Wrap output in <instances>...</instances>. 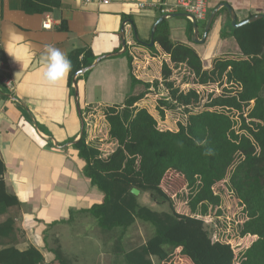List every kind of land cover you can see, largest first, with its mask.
<instances>
[{"label":"crops","instance_id":"0c3cea01","mask_svg":"<svg viewBox=\"0 0 264 264\" xmlns=\"http://www.w3.org/2000/svg\"><path fill=\"white\" fill-rule=\"evenodd\" d=\"M204 1L205 18L196 19L199 38L209 13L222 6L202 42L192 41L193 25L188 17L169 16L159 22L170 44H186L197 52L203 71L215 58L246 57L232 36L221 37V29L231 25L222 3L233 10L237 21L264 14V0ZM176 3L177 0H0V61L4 68L0 72V157L5 165L6 188L19 200V205L0 213V222L13 218L16 247H35L43 256L41 264H60L54 252L57 246L67 264H79L66 255L63 237L68 235L67 229L72 230V238L96 241L102 255L93 264L116 259L111 249L114 234L102 231L95 218L83 212L101 203L103 193L84 175L85 161L73 142L81 136L83 127L86 142L93 144L96 138L85 121L87 109L101 111L107 106L122 105L128 95L139 93L143 86L131 84L121 28L125 49L132 57V74L151 82L144 79L152 71L147 64L156 58L150 52L168 54L154 36V50L137 42L134 30L141 41L147 42L161 15L182 11ZM45 22L49 27L43 26ZM77 48L90 49L95 59L101 58L86 77L75 81L73 76L70 81L68 54ZM141 52L148 53L146 63L138 58ZM3 78L9 79L11 88ZM143 99L135 105L145 107L139 103ZM133 225L125 231L123 246L129 241Z\"/></svg>","mask_w":264,"mask_h":264},{"label":"trees","instance_id":"16d2710c","mask_svg":"<svg viewBox=\"0 0 264 264\" xmlns=\"http://www.w3.org/2000/svg\"><path fill=\"white\" fill-rule=\"evenodd\" d=\"M226 36L235 39L246 57H237L236 61L215 58L204 71L197 52L186 44H170L160 23L154 40L163 50H170L174 62L185 64L198 81H213L223 73L228 81L239 84L236 93L225 91L211 96L206 108L190 111L188 106L199 100V93L194 88L182 90L165 77L168 96L158 107L159 115L164 117L162 106H182L186 118L177 123L176 130L160 129L145 107L135 105L157 81L137 79L132 74V57L125 49L131 84H143L145 90L128 95L122 105L104 108L108 136L115 148L104 155L99 147L86 142L84 127L73 142L85 161L84 175L103 193L101 203L83 212L93 216L102 231L114 234L112 252L116 259L122 255L125 264H236V259L238 264H264V18L236 28L228 24L221 29V37ZM149 49L154 50V45ZM94 59L90 49L72 50L68 54L69 80L73 76L75 81L86 77L89 70L82 74L79 71ZM234 113L240 117L238 128L234 127ZM169 170L182 175L189 187L190 214L177 212L172 198L161 187ZM4 171L0 157V213L19 205L17 197L6 188ZM225 178L243 220L237 224L238 237L255 238L238 257L230 245L212 240L203 219L209 209L217 208V214L221 213V195L215 187ZM132 188L139 193L133 194ZM143 192H148L156 203L167 202L169 209L154 210L139 203L138 195ZM232 214L237 220V212ZM137 221L149 224L153 231L143 243L125 249V231ZM16 242L14 220L8 217L0 222V264L42 263L43 256L35 247L20 250ZM54 252L60 264H67L60 246Z\"/></svg>","mask_w":264,"mask_h":264},{"label":"rangeland","instance_id":"374dc122","mask_svg":"<svg viewBox=\"0 0 264 264\" xmlns=\"http://www.w3.org/2000/svg\"><path fill=\"white\" fill-rule=\"evenodd\" d=\"M163 51L168 55L163 54V52H150V54H153V56H155L156 58L154 60H151L149 62L150 64H147L148 69H152V71L147 76H144V79L146 81H157V85H153L152 87H150L147 90L143 101L139 102L140 105H144L146 109L154 114L155 118L157 119V126L160 129L174 130L177 127V123L179 121H185L186 118L185 108L182 106L171 108L162 106L166 108V111H164V113H166L167 115L163 118H160L158 114V107L161 106V101L164 100V97L168 96V92L164 84L165 80L163 78L166 77L168 80H172L174 82V85L180 89L188 90L194 86V89L199 91V100L193 105L188 106V109H190V111H200L206 108L205 103L211 96L213 97L222 94L225 91H231L230 93L234 94L239 89V84L235 81H228L223 73L217 75L213 81H198L195 75L186 65L174 62L173 53L171 54L170 50ZM147 54V52H141V55L138 56L139 60L146 63V58H148ZM232 59H234L235 61L238 60L237 57H234ZM144 90L145 86H142L139 92ZM86 116L89 123L88 128L91 129V131H95L94 133L96 135V138H93V144L99 147L104 155H107L111 150L115 148L116 144L108 136V123L104 117V108H102L101 111L87 109ZM232 118L237 121L234 127L238 128L240 124V117L238 116V113H234V115H232ZM227 181L228 179L225 178L220 182H217L215 187V192L221 195V205L219 207L221 213L217 214V208L209 209L208 217L204 216L203 219L206 228H208L211 232L210 235L212 240L216 241L214 238L215 234L216 237H221V239H223L217 240L220 242L225 241V237H227L230 242L224 243L230 245L235 256L238 257L240 256V252L245 249L246 246L248 247L251 241H253V239L255 238L254 236L249 235L246 238L242 237L243 239L241 240L238 237L237 223L235 224L234 222L235 219L233 218L232 211H236L238 214L236 222L241 219V214L239 213V209L236 207V198L232 193L233 191H231L229 186H227ZM161 187L172 198L173 206L177 212L184 214L191 213L187 203L189 187L187 186V183L182 175L174 171H167L161 180ZM138 200L139 203L147 205L154 210L169 209V205L167 202H154L148 192L139 194ZM73 229L77 230L74 225ZM67 230L68 235L63 237L64 246L66 245L67 247L65 248V250L68 252L66 253V255L71 258L74 257L75 259H77V262L79 264H93L95 262V259L99 260L102 252L101 250H98V246L95 243L96 241L94 239L92 240V242H90L85 241L80 237L72 238V230ZM130 231L131 239L129 238V241H126V244L124 245L125 249L132 248L133 246L142 243L151 235L153 229L149 224L137 221L134 223ZM121 256L113 260V262L105 259L103 263H101V261L98 264H125ZM172 257L175 261H177L178 258L176 257V254H173ZM152 259L156 262L155 257H152ZM237 262L238 259H236V263ZM73 264H76L75 261Z\"/></svg>","mask_w":264,"mask_h":264},{"label":"water","instance_id":"95a60500","mask_svg":"<svg viewBox=\"0 0 264 264\" xmlns=\"http://www.w3.org/2000/svg\"><path fill=\"white\" fill-rule=\"evenodd\" d=\"M222 4H223V6H225L227 8L229 16H230L231 26L234 28L242 26V25L247 24L249 22L255 21L257 19L264 18V14H256V15H252V16H250V17H248L242 21H237L235 13L233 12V10L230 7H228L227 4H225V3H222ZM220 6H222V5H218L217 7L213 8L212 11L209 13V15L205 21V25H204V29H203V33L201 35V38L198 37L199 33H198L197 25H196V19L193 17L190 18L192 25H193V33L191 36L192 41H194V42L204 41L206 34L210 28V25H211V23H212V21H213V19H214V17H215ZM169 16H185V17H188V14H186L184 12H175V13H166V14L161 15L157 19V21L153 24V26L151 28V32H150V38L147 42L141 41L139 39L136 31L134 30V38L136 39V41L145 45V46H148V47L152 46L153 45V36H154V32H155L157 24L159 22H161L164 18L169 17ZM129 22L132 23L131 21H129ZM120 36H121L122 49L124 51V49H125V37H124L123 27L120 30ZM100 58L101 57H97L90 65L80 69L79 73H84L85 71L90 70L100 60ZM131 192L133 194L137 195L139 193V190L136 188H132Z\"/></svg>","mask_w":264,"mask_h":264},{"label":"built area","instance_id":"2783aa9c","mask_svg":"<svg viewBox=\"0 0 264 264\" xmlns=\"http://www.w3.org/2000/svg\"><path fill=\"white\" fill-rule=\"evenodd\" d=\"M103 3H107L109 0H101ZM177 7H180L182 9L181 12H184L186 14H188V18L190 19L191 17L195 18V19H203L205 18L206 15V4L204 0H177L176 3ZM43 26L49 27L48 22H45L43 24ZM3 63L0 61V72L3 71ZM5 84L11 88V83L9 81L8 78H3ZM198 87V86H197ZM194 88V87H193ZM196 90V89H195ZM197 93H199L198 90H196ZM87 126L89 125L87 117L85 119ZM220 207V206H219ZM208 217V215H206ZM242 219H239L238 222H236V220H234L235 224H239L242 223ZM215 240H223L221 239V237H216V234L214 235ZM239 239H243L241 237H239ZM223 242H230V240L225 237V241ZM239 262H237L236 264H238Z\"/></svg>","mask_w":264,"mask_h":264}]
</instances>
